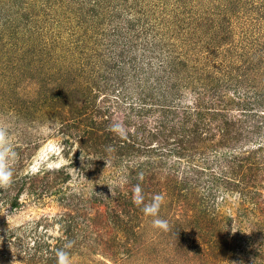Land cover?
<instances>
[{
    "label": "trees",
    "instance_id": "trees-1",
    "mask_svg": "<svg viewBox=\"0 0 264 264\" xmlns=\"http://www.w3.org/2000/svg\"><path fill=\"white\" fill-rule=\"evenodd\" d=\"M44 1L39 9L47 11L44 17L51 26H57L59 41L67 45V40L63 38L73 37V42H79L85 54L87 50L94 54L89 53L86 62L83 63L82 59L77 67L68 65L60 76L57 74L59 80L64 78L56 84L66 88L65 97H62L63 91L57 90L54 93L56 103L50 102V96L43 94L41 97L46 101L22 102L20 115L27 125L33 126L36 123L33 114H25L26 111H60V107L65 106L64 98L72 97L68 95L71 92L74 97L69 107L73 113L81 115L88 106L95 105L90 120L98 118L97 122L104 127V134L95 132L99 127L96 120L90 130H84L82 148L97 155L84 160L85 165L78 167L74 180L62 167L43 170L42 175L24 177L27 178L25 180L20 177L9 188L0 189V216L7 217L20 210L27 205L22 196L28 194V200L35 189L42 186L48 191V183H52L50 194L61 206L66 202L73 205L77 218L80 217L81 206L89 208L90 213L85 219L82 217L84 226L93 222L101 224L103 219L108 227L110 221L114 228L119 229L114 231L117 235H122L124 219H139L145 215L142 211L144 204L151 203L154 196L160 195L163 196L161 204L166 211L171 209L170 204L179 209L174 218L173 233L180 238L184 239L187 232H196L197 228L203 229L209 224L212 228L220 226L219 231L221 225L229 230V236L223 240L220 241L215 234V239L209 242L211 253L216 256L214 263L218 260V264H233L235 261L237 264H264V217L259 212L264 208V0H158L163 14L189 13V19H194L192 29L199 37L200 33L204 36L211 34L210 43L200 46L204 50L202 52H208L213 59H220L221 56L229 63L224 67L221 65L222 68L211 64L195 77L196 65L191 64L190 67L178 55L170 57L169 51H166V56L164 48L169 43L168 39H159L161 34L157 33L159 28L166 29V23L161 22L160 26L158 21V26L154 25L152 17L147 18L148 14L143 10L144 1L153 0ZM56 3L59 9H56ZM157 5L156 2L153 6L157 8ZM2 8L0 34L6 27L12 29L16 39L21 37L25 40L22 37L24 32L34 33L35 17L39 11L32 18L23 14V5L9 12H4ZM144 14L147 19L133 28L138 34L137 40L141 35L144 38L139 43L144 44L141 48L151 50L149 46L152 44H166L160 49L155 75L153 64L121 66L114 58L115 46H118V41H123L122 33L130 31V23ZM204 14L210 16V24L202 32L201 17ZM237 23L241 25L240 36L235 39L233 30ZM89 31L91 35H87ZM95 34H99L101 41L96 38L94 48H91L93 43L89 38ZM133 35H130L131 41L129 37V41L123 43L121 54L127 55L140 48L134 47ZM41 43L39 40L43 46ZM71 43L69 40L68 45ZM127 46L130 47L125 50ZM49 47L52 50L55 48L53 45ZM105 58L111 62L106 60L101 63L104 67L98 70L100 63L97 62ZM129 59L137 61L136 56ZM95 67L98 71L94 73ZM147 70L148 75H144ZM91 72L95 76H91ZM187 83L192 84L191 93L185 91L191 88ZM138 98L142 101L137 102ZM36 104L41 107L35 108ZM125 106L130 111L127 117H132L136 126H124V134L117 131V134L111 133L118 126L116 121L121 122L120 111ZM40 140L27 149L25 158L31 155V150L35 151L40 146ZM25 141L13 144L15 150L24 144L28 147L31 142ZM50 173L54 176L51 181L48 177ZM92 177L96 180L92 181ZM137 186L144 197L140 205L133 202ZM256 212L259 217L254 215ZM107 214L111 216L110 220ZM105 226L100 225L101 228ZM94 233L93 247L95 245L100 253L109 249L112 253L109 258H118L122 254L113 237L97 229ZM127 233L136 240L135 232L128 230ZM78 234L81 235L82 231L79 230ZM207 234L211 236V233ZM3 237L0 241L1 264H15L10 258L11 253L20 255V252L26 257L24 264H57L56 250L63 249L56 245L55 250H50L49 244L40 238L33 251L23 242L24 246L8 241L6 244L10 245V250L2 253L4 239H8L6 234ZM82 243L83 240H80L78 246ZM63 250L71 256V248ZM130 252L131 246L125 253L129 255ZM224 257L229 260L222 262ZM262 257L261 262H253Z\"/></svg>",
    "mask_w": 264,
    "mask_h": 264
},
{
    "label": "rangeland",
    "instance_id": "rangeland-1",
    "mask_svg": "<svg viewBox=\"0 0 264 264\" xmlns=\"http://www.w3.org/2000/svg\"><path fill=\"white\" fill-rule=\"evenodd\" d=\"M43 2L45 1L0 0V9L3 7L2 9L4 12L7 10L8 12L16 10L23 5V14H29L33 18L35 17L34 14L39 11V15L35 17V21L37 22L34 29L36 30L33 34L29 31L24 32V36L22 35V37H24L25 40L21 39V37H17L16 39L12 29L9 27H6V29L3 30L4 32L0 34V38H3V40L0 41V123L8 127L9 138L12 144H17L16 142L18 141V144L24 143V140H26L27 143L31 142L28 144V147H25L26 144H24L19 148V150H16L18 157L13 165L14 182L19 180L20 177L25 180L27 178L24 177L42 175V171L45 170L43 168L35 174L28 173V166L31 164L34 157H47L50 162L57 165L56 167L47 170H57L63 167L69 172L71 180H74L78 174V167L85 165L84 160L97 155V153H89L85 148H82L83 146H81V143L85 142L84 130L85 132L90 130V126H93L92 122L96 120L95 122L99 127L95 132L98 135L104 134V127L99 125V122H97L98 118H94L93 121L90 120L94 115V108H96V106L94 105L91 108L88 106L85 113L76 115L71 110V106L69 107V102L73 101L74 97L69 91L68 95H71L72 97H70V99L68 96L64 98L66 101L65 106L63 108L60 107V111L56 112L52 109H47V111L44 109V112L43 110L34 112L26 111L25 114H33V120L35 119L36 122L33 126L27 125L20 115L19 106L22 105V102L29 103L32 101L36 103V101H46L44 97H41L42 94L44 96L47 95V97L50 96V102L55 103L57 102V98L54 96L55 91H63L62 97H65V94H67L66 88L56 84L59 80L58 77L62 73L61 71L65 70L68 65L77 67V64L79 65V62L82 59H84L83 63L86 62L87 58H89V53L92 55L94 54V52L90 50H87L86 52L88 53L85 54V51L82 50L80 43L73 42V37L63 38V40H67V45H63L62 42L59 41L58 34L56 32L57 26L53 24V26H51L50 22L45 20L44 17V14L47 11L42 12L39 9L40 5H44ZM156 2L158 4L157 8L153 6ZM69 3H71L70 0ZM151 3H153V5ZM59 4L61 5V2ZM160 5L161 4L158 0H153V2L150 1L148 3L144 1L143 10L146 14H148L147 18L152 17L151 19L154 20V23H156L154 25L158 26V21H160V26H162V23H166V29L159 28L156 30L162 37L161 38L159 36L158 38H167L169 43L167 45L163 43L152 44L149 46L151 50L141 48L144 44L139 43H141L144 38L141 35L137 40L136 36H138V34L134 33L133 28L134 26H140L147 18L145 14L143 16H137L135 21L130 23L132 25V29L130 31L127 30L123 32V38H121L123 41H118V46H115V50L113 52L114 58L117 60L116 62H119V64L121 63V66H131V64H133L137 67L139 63L146 66L153 64L154 68L152 70L155 75L156 64L160 61V49L164 48L166 45L167 47L164 48L166 56V51H169L170 57L178 55L184 59L187 62L186 64H189L190 67L191 64L196 65L194 66V73L192 71L193 77L200 75L201 72H205L207 68L211 67V64L217 65L215 67L220 66V68H222V66H226V64L229 65V63H227L228 61L222 60L221 56H219L220 59H213L210 57L211 55H209L208 52H202L204 50H202L203 48L200 49V46L209 42L211 34L204 36L205 34L200 33L201 36L199 37L197 31L192 29L191 25L194 24V19H189V13L171 14L167 12V14H163L161 12L162 8ZM56 9H59L57 3ZM209 17L210 16L206 14L201 17L202 26L200 27V30L203 29L202 32H204L207 25L210 24V22H208ZM204 22L205 24H203ZM240 26L241 25L239 23L234 25L233 32H235L237 37L235 39H238L240 36ZM93 31L94 29H92V32ZM131 34H134V47H140L138 48L140 54H138L136 49H133L127 55L121 54V47L123 46V43L125 41L128 42L129 37L131 41ZM87 35H91L90 31ZM96 38L101 41L99 34H95L92 38H89L90 42L93 43L91 44V48H94ZM39 40H41V44L43 46L39 44ZM69 40H71V44H73L72 47H70L71 44L68 45ZM163 41L164 40H162V42ZM200 41L202 42L201 44H199ZM51 45L55 47L54 50L50 49L49 46ZM129 47L130 46H127L124 49L128 50ZM101 51L103 52V50ZM133 56L137 57L136 62L129 59ZM105 57H107L106 54ZM106 60L108 63L111 62L109 58H105L104 60H99V62H97L100 63L97 67L98 70L104 67L103 65L101 66V63ZM206 64L208 65L206 66ZM197 67H200V69L196 70ZM97 68L95 67L94 73L98 71ZM148 72L149 70H147L144 75H148ZM90 75L95 76L92 72ZM52 76H54V78H52ZM63 79L64 78H61V80ZM188 80L186 79V81ZM187 86L191 88H187L185 91L191 93L193 90L192 84L187 83ZM121 98H123V96ZM149 99L152 98L150 97ZM139 101L142 100L138 98L137 102ZM46 106H48V104ZM40 107L41 106L39 104L35 105V108ZM128 108V106L122 107L120 111L121 122L118 120L116 121V124L120 126L123 132L124 126H136V122L133 121L134 119L130 116L127 117L128 114L130 115ZM262 115H264V112H262ZM62 124L63 126H61ZM71 124H73V126ZM108 127L111 128V126ZM112 132L117 134L115 131H111V133ZM81 136H83L82 139L80 138ZM37 140H40V146L35 151L31 150V155L28 158H25L27 155V149L35 145ZM48 177H51L49 181L54 179V176L53 174L51 175V173ZM91 179L92 181L96 180L95 177H92ZM48 184L50 186L48 191L47 189H43L41 186L40 189L37 188L35 189V192H32V197L30 199L26 200L28 194L22 196V200L27 202L26 206H23L20 210L14 211V213L10 216L5 217L6 215L3 214L0 216V220L3 218V221L0 222V241L4 238V234L8 236V239H4V250L2 253H6L10 250L8 247L10 245L6 244L8 241L11 243L18 242L22 246H24L23 244L28 245L30 251H33L36 247V243L40 240V238H42L49 244L50 250H55L57 247L56 245L62 246L63 249H65V246L69 242H72V246L70 247L72 249V264L219 263L218 260H215V263L213 262V259H216V256H213L211 253L209 242L210 240L215 239V234L218 236L220 241L223 240L224 237L229 236L227 234L229 230L227 231V228L223 225H221V229L219 231L218 228L220 226L216 225L212 228L209 224L208 226L203 227L204 230L202 228H197L196 232H187L184 235V239L180 238L173 233L175 228L174 218L178 215L179 209L170 204L171 209L166 211V208H164L163 204H161L157 217L142 215L139 219H132V221L125 218V222H122V226H124L123 228L125 230L122 232V235H117L114 231L119 229L114 228L110 221V227H108L104 224L103 219L100 221L101 224L93 222L90 226H84L83 223H85V220H83L82 217L85 219V216L90 213L89 208L81 206V214L78 215L80 217L77 218L73 205L68 202L62 206L59 205V203L55 200V197L50 194L51 191H53V184ZM259 212L261 213V216L264 217L263 207L262 209H259ZM254 215L257 217L260 216L257 212ZM107 218L110 220L111 216L107 214ZM128 218L130 219V217ZM154 219L166 220L168 225L167 228L165 229L154 226ZM253 219L256 220V218ZM25 222L28 223L26 224ZM102 224L106 226L101 228L100 225ZM95 229L99 232L103 231L105 235H109L111 238H114L113 240L118 246L117 249L120 253H122L121 255H118L119 257L117 256L118 258H116V256L109 258L108 256L112 254L109 249L103 250L104 253H100L99 249H97L95 245L93 247V242L95 243ZM79 230L82 231L81 235L78 234ZM126 230L127 232L128 230L129 232L130 230L135 232L136 235L134 237H136V240L132 237L133 235H128ZM207 233H211L212 237ZM77 235H79L78 240L76 239ZM209 237L211 238L208 239ZM80 240H83V243L78 246V242ZM84 240H86L85 243ZM130 246L131 252L127 255L125 252H128ZM22 253L23 252H20V255L13 253H11V256L9 254L7 255L12 258L15 264H24L23 261L26 257H24L25 255H22ZM39 255L40 254H38V256ZM263 257L261 259L256 258L253 262L256 263L255 260L261 262ZM224 259L229 260L228 257H224L222 262H225ZM251 259L253 258H249V260ZM235 262L233 264H237Z\"/></svg>",
    "mask_w": 264,
    "mask_h": 264
},
{
    "label": "clouds",
    "instance_id": "clouds-1",
    "mask_svg": "<svg viewBox=\"0 0 264 264\" xmlns=\"http://www.w3.org/2000/svg\"><path fill=\"white\" fill-rule=\"evenodd\" d=\"M114 131L124 134L123 130L119 126H115ZM18 157L12 142L9 138L8 127L0 123V189H7L14 183V170ZM54 163L50 162L47 157H34L31 164L28 166V173L35 174L41 171V169H50L56 167ZM144 197L141 194L139 186L134 189L133 202L137 205L142 204ZM163 202V196L156 195L152 198L151 203L144 204L142 211L146 216L157 217L160 211L161 203ZM153 224L156 227L167 228V221L161 219H154ZM72 242H69L65 247L70 248ZM57 264H72V259L69 252L63 249L56 250Z\"/></svg>",
    "mask_w": 264,
    "mask_h": 264
}]
</instances>
